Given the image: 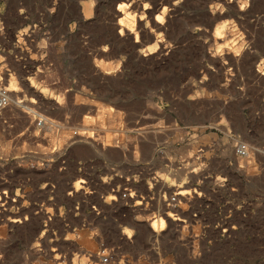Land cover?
Returning <instances> with one entry per match:
<instances>
[{
  "label": "rangeland",
  "instance_id": "374dc122",
  "mask_svg": "<svg viewBox=\"0 0 264 264\" xmlns=\"http://www.w3.org/2000/svg\"><path fill=\"white\" fill-rule=\"evenodd\" d=\"M260 1L249 4L248 21L252 24L264 11V1ZM20 3V0H0V69L7 75L0 77V90L8 89L13 79L15 90L11 94L20 98L21 105L36 98V111L57 123L58 130L64 128L70 138L84 124H96L99 128L103 122V130H94L93 136L109 140L117 148L104 156L94 150L69 147L61 141L51 143L55 133L39 126L37 116L32 119L33 126L22 112L18 115L8 113V107L1 111L0 264H93L92 261L98 260L84 254H97L99 246H95L87 235L83 236L88 231L79 232V229L93 231L97 228L107 244L115 245L121 223L134 229L135 233L122 228L129 237L134 234L136 241L134 247L123 245V254L133 257L125 264H264V98L260 97L264 93V76L257 72H264V54L260 48L251 49L244 31L239 30L233 43L221 44V48L211 46L218 64L210 65L206 74L184 61L174 69H156L151 75L143 74L132 68L126 56L121 55L119 60L127 61L125 71L130 76L126 79L131 83L120 88L130 98L119 103L101 96L86 76L84 62L61 32L62 17L57 12L44 17L43 12L39 13V7L46 8V4L36 0L38 13L34 16L35 13L23 11L22 23ZM237 4L240 7L241 2L237 1ZM100 9L107 10L102 3ZM96 17L93 15L92 19ZM72 25L75 26L72 34L82 35V40L88 37L80 33L74 22L70 27ZM57 32L61 38L55 40ZM242 42L244 48L251 51H246L238 63L226 60L220 65L218 61L226 57L225 50H233V45ZM191 78L196 87L192 96L175 102L160 98L165 89L179 93ZM23 82L32 94L23 88ZM157 82H161L162 87L154 88ZM224 84H227L226 88L222 87ZM2 95L4 93H0V97ZM59 96L66 99L63 103L68 110L73 109L68 114H58L52 109ZM82 99L90 101L93 109L86 111L88 106ZM110 116L118 117V120L111 124ZM154 133L165 135L166 139L155 143L152 140ZM238 142L248 144L262 155L260 161L258 158L252 160L254 173L260 174L254 181L239 172L235 162ZM119 150L125 153L124 159H119ZM51 151L54 156L43 155ZM48 163L50 172L46 170ZM38 165L41 166L39 170ZM154 171L168 182L172 191L185 192L184 197H179L185 204L181 203V207L188 210L184 216L162 210V213L169 212L168 230L172 233L168 241H156L151 247L145 238L139 240L146 218H153L150 212H131L120 202L114 203L110 194L112 188H122L134 179L138 180L140 173L141 179L145 180ZM77 177L85 179L88 185H82L91 192L81 198L66 196L71 190L70 183ZM44 182L50 183L48 189H42ZM74 187L82 189L80 183ZM162 187L159 184L157 190ZM50 190L52 193L48 192ZM190 202L193 211L198 213V218L193 221L188 214ZM77 204H80L79 216H76ZM91 204L102 208L104 217L87 214ZM159 209L162 207L157 199L151 212ZM46 211L49 214L45 217ZM123 214L127 216L124 218ZM16 217L22 223H12ZM179 217L187 219L190 228L191 224L195 226L194 232L198 236L191 244L184 242L187 243L184 247L175 237L178 236L177 224L181 223L172 222ZM47 224L49 227H44ZM190 228H185V235H189ZM76 232L82 234L83 239L82 247L72 245L74 251L68 246L69 241H65L66 234L67 238L74 239ZM189 241L192 240L189 238ZM150 248L154 250L150 252ZM123 260L121 264H124Z\"/></svg>",
  "mask_w": 264,
  "mask_h": 264
},
{
  "label": "bare ground",
  "instance_id": "6f19581e",
  "mask_svg": "<svg viewBox=\"0 0 264 264\" xmlns=\"http://www.w3.org/2000/svg\"><path fill=\"white\" fill-rule=\"evenodd\" d=\"M20 1L21 3L19 7H21L22 9L20 20L23 23V11L26 12L27 10L29 12L35 13L34 16H36V14L38 13V2L35 3L36 0ZM43 1L46 4V8L39 7V13L43 12L44 17H46L47 15H54L57 12V15L59 17H62L63 25L61 27V32L62 34L66 35L65 37H67L69 45H71L73 50L76 52V55L78 54L80 60L84 62L86 76L89 77L90 82L93 86L96 87V89H98L101 96L108 99L110 98L111 100H114L116 102L130 98L128 93L125 94L123 91H120V88L125 87L129 83H131L126 79L127 76H130L125 71V64L127 61L125 62L119 60L121 55L126 56L132 68L142 72L143 74L150 73L151 75V72L155 71L156 69H174L183 61L187 65H195L194 67H199L200 70L206 74L207 72H209L210 65L218 64L215 60L216 56L212 54L213 52H211V46L216 45L220 46L221 48V46L223 44L225 45L227 42L233 43L234 41H232V39L235 38L237 34H239V30L244 31L245 35L250 41L251 49L252 47L253 49L256 47L260 48L259 50H261V53L264 54V28L262 27V25L264 24V11L262 10L263 12L261 11L262 13L260 12L261 14H258L260 16L257 18L255 24H252L248 21V7L250 6L249 4L253 5L257 0H104L103 2H101L100 0ZM237 1L241 2L240 7L237 4ZM101 3L106 7V11H101ZM93 15L97 16L96 19H92ZM39 16L41 15L39 14ZM35 18L37 19V17ZM71 22H74V24L78 26L80 33H83L85 36L88 35V37L82 40L83 38H80L82 36L81 34L80 37H78L77 34H72L75 26L72 25L70 27ZM54 35V38H56L55 40H57V38H61V34H59L58 32ZM63 48L65 50V47ZM245 48L243 42L237 46L233 45V50L226 49V57L222 60L220 59V61L218 62L220 63V65L221 63H225L226 60L232 62L233 64L238 63L240 61V57L245 54L246 51L248 53L249 51H251L250 48L249 51ZM229 56H232V58ZM245 58H247V56ZM253 60L254 58L251 59L252 62ZM257 72L260 73L261 76H264V72ZM192 73L190 75H193ZM6 76L7 75L0 69V77L6 78ZM176 76L178 75L176 74ZM193 82L194 81L192 78L188 80L182 87V89H180L179 93L172 92L169 89H165V92H161L160 98L172 102L179 100L183 101L188 96H192L193 94H195L196 87ZM10 83L11 84L9 88L4 92L0 90L1 94L4 93V95L2 96H5L8 101L7 105H5L4 107H0V112H4V109L7 110V107L9 108L8 113H14L18 115L22 112V114L24 113V115L26 116L25 118L30 121L31 125L33 124L32 119L34 118L35 120V117L37 116L36 120L39 121H37L39 126H42L43 129L49 132L55 133L51 139V143L56 142L57 144L58 141H61L63 144L67 143L69 147H75L76 149L85 148L89 151L94 150L104 156L110 155L112 149L117 148V146L114 145V143H112L111 141L95 139V137L93 136L94 130H103L101 126L103 125V122L100 120L99 122H102V124L99 128L95 127L96 124H84L83 127L75 132L74 136L72 135V137L70 138L67 132L63 130L64 128L62 130H58L57 123L55 124L51 119L40 115L38 111H36L38 107V100L36 98H31V100L27 102L25 106L21 105L22 102H20V98L16 95L14 96L11 94L15 90L13 79H11ZM22 84L23 88H25L29 92V94H32V91L29 89L27 84H25L24 82ZM31 85L32 83L30 82V86ZM226 86L227 84H224L222 87L226 88ZM31 87H33V85ZM159 87H162L161 82H157L154 85V88ZM140 91L141 93L144 92L143 89H140ZM260 97L264 98V93H262ZM65 100H63V98L59 96V98H57L56 104L51 106L52 109L58 114H68V112L73 109L68 110V108L65 107L63 103ZM82 100L84 101V104L88 106L87 108L85 107L86 111H90L91 109H93V105L89 103L90 101H88L87 99ZM223 107L225 108V105ZM22 108L24 110H21ZM82 111L84 112L85 110ZM27 119L26 121H28ZM111 120V124H114V122L118 120V117H111ZM27 125L29 126V124ZM165 139V135L160 136L158 134H155L154 137H152V140L155 141V143L164 141ZM246 147V156L239 157L236 155L235 162L239 166L238 169L240 174L245 176L247 179H251L254 181L256 178L255 176L260 174L259 172L254 173L255 166H251V164L253 163L252 160L254 158H258L259 160L262 158V155L258 152H255L253 148H251L248 144ZM117 154L119 156V159L125 158V153L123 151L119 150ZM244 165H247V167L245 168ZM155 175L160 179L157 174ZM162 189L170 190L169 188L165 187H163ZM79 190L80 189L77 187L74 188L73 194L78 193ZM184 193L185 192L183 191L178 192V196L184 197ZM110 195L113 197L111 199L113 201L115 199V196L112 194ZM151 197L152 196L149 194L148 199H154V197ZM180 197V207L174 209H168L165 206H162L159 197L155 198V200L158 199V202H160L162 209L151 212V208L150 214L153 216V218H146L145 222L148 224L147 226L150 230V232H148L146 240L148 246L152 247L154 243L156 241L159 242V240L162 242L168 241L167 239L169 238V236H171V234L168 230L169 225L167 221V218L169 219V215L166 214H168L169 212L162 213V210L174 212L173 215L177 216V214L175 213H179L178 210L181 209L182 203ZM182 204L185 206L184 203ZM138 210L146 211L137 209L135 212H137ZM184 210L185 208L182 209V211ZM158 215L166 216L162 217ZM179 215L182 214L179 213ZM177 220L181 223L177 226L179 228L177 230V233L179 235L178 242L181 247H184L187 244L184 243L186 241L188 242V244L193 243V240L189 241L190 234L188 235L186 233V239H182L183 234L185 233V228H189V226L186 225V219H182L181 217H179V219ZM12 223L20 224L22 223V221L20 219H17L16 217V219L12 220ZM139 223L143 222L140 221ZM125 234L127 242L129 244L128 239L134 237H129L127 233ZM196 237L198 236L193 233L190 240L195 239ZM153 250V248H150V252H152ZM163 264L168 263L163 262Z\"/></svg>",
  "mask_w": 264,
  "mask_h": 264
},
{
  "label": "built area",
  "instance_id": "2783aa9c",
  "mask_svg": "<svg viewBox=\"0 0 264 264\" xmlns=\"http://www.w3.org/2000/svg\"><path fill=\"white\" fill-rule=\"evenodd\" d=\"M7 99L5 96H2L0 98V107H4L7 105ZM235 153L239 157H245L247 154V147L244 143L238 142L235 147ZM153 173V172H152ZM150 174L148 179H141L142 173L137 175L139 178L134 179L132 183L125 184L122 188L120 186H117L116 188L111 189V194L115 196V199L113 200L114 203L120 202L125 208L130 210L131 212H135L137 209L146 210L147 212H150V209L153 207L154 202L156 201L155 198H158L161 200L162 206H165L168 209H174L177 207H180V201L179 196L177 195L176 190L170 191L168 189H160L157 190V185L159 184L160 179L156 177L155 174ZM130 180H127L129 182ZM84 185H88L87 182L84 183ZM158 193V194H157ZM151 195L154 197V199H148V195ZM151 197V198H152ZM150 198V197H149ZM105 199L104 197L102 198ZM104 202H106L104 200ZM110 206L113 205L112 202L109 203ZM191 209L189 210V217L191 219H197L198 213L194 212L192 209V202H190ZM80 204H77L76 210L78 213H76V216H79L81 212H79ZM144 211V212H146ZM89 215L96 216L97 218L104 217V210L100 208L96 204H91L88 208ZM127 215L123 214V217L125 218ZM124 224H118V228L120 229V236L119 241H117L115 245H109L104 241L103 235L100 233V231L95 228L93 229L94 238L96 239L98 246H99V252L95 255H89L90 258H96L98 261H92L93 264H111V263H120L121 259L124 261V263H130L128 259H132L133 257L129 255H125L122 252L124 243V236L122 235V228L125 227ZM126 238V237H125ZM129 244L135 245V235L134 238L128 239ZM117 255H119V259L115 260Z\"/></svg>",
  "mask_w": 264,
  "mask_h": 264
},
{
  "label": "crops",
  "instance_id": "0c3cea01",
  "mask_svg": "<svg viewBox=\"0 0 264 264\" xmlns=\"http://www.w3.org/2000/svg\"><path fill=\"white\" fill-rule=\"evenodd\" d=\"M43 155H46V156H48V158L49 157H52V156H54V151H51V152H49V153H45V154H43ZM49 163H51V162H49ZM49 163L47 164V172H50V169H51V165H49ZM41 168V166L40 165H38L37 166V169L39 170ZM152 174H157V171H154ZM158 175V174H157ZM115 176V175H114ZM113 178H111V180H112ZM86 181H85V179H83L82 177H77L76 179H75V181L74 182H72V183H70V185H71V190H69L68 191V193L66 194V196H68V197H70V196H78V198L80 197H83L85 194H88L89 192H91V191H89L88 190V188L86 187V186H83L82 184H84ZM78 183H80V186H81V190H79V192L78 193H75V194H73V190H74V185H76V184H78ZM107 184H110L109 182H106ZM159 184H162V186L163 187H165V188H169L171 191H172V189H171V186L170 185H168V182L167 181H164L163 179H161L160 178V183ZM50 185V183H48V182H44V186L42 187V189H48V186ZM159 186V185H158ZM162 187V188H163ZM83 190V191H82ZM5 192V191H4ZM49 193H52V191L50 190V191H48ZM177 195H178V192H177ZM109 201V200H108ZM104 203H107V202H104ZM104 203H102V204H104ZM183 205V204H182ZM186 206H187V204H186ZM182 207H181V209L180 210H178L179 211V213L180 214H182L183 216H184V214L187 212V210H188V208H187V210L185 209L184 211H182ZM133 212V211H132ZM182 212V213H181ZM39 213V212H38ZM47 214H49V212H45L44 213V216L46 217V215ZM172 214V213H171ZM189 214V213H188ZM166 215H168V214H166ZM166 215H164V217L166 216ZM158 216H162V215H158ZM177 216H178V214H177ZM157 217V216H156ZM190 219H191V217H189ZM63 220V219H62ZM192 221H193V219H191ZM167 221H168V224H169V219L167 218ZM190 221V220H189ZM191 221V222H192ZM138 223L140 222V221H137ZM173 223H176V222H179L177 219H174L173 221H172ZM186 222L188 223V220L186 219ZM186 223V225L187 226H190L189 224H187ZM139 224H142V223H139ZM146 225H144L143 226V228H144V230H143V234H141L140 236H139V240H142V239H144L145 238V240H147V235H148V232H150V230L148 229V224L147 223H145ZM179 224H177V226H178ZM141 226V225H140ZM44 227H49V224H47L46 226H44ZM190 228V227H189ZM124 229H130V230H132L133 231V233H135V231H134V229L131 227V226H125L124 227ZM191 230H190V238H191V236L193 235V233H195L194 231V229H195V226H193L192 224H191V228H190ZM47 231H49V229H47ZM83 231H88V234H83V236L84 235H87L88 236V238L93 242V244L95 245H97L98 246V243H97V241H96V239L94 238V236H93V234H91V231L92 230H89V229H83V228H81V229H79V232H83ZM125 231V230H124ZM122 232V235L124 236V243H125V246H131V247H134L135 245H130V244H128V242H127V239L125 238L126 237V232ZM79 232H76L75 234H74V236H75V238L74 239H69V238H67V234H66V241L65 242H68L69 241V247L70 248H73L75 245L76 246H78V247H82V244H81V240L83 239V236H82V234H80ZM90 232V233H89ZM169 233L171 234L172 232H170L169 231ZM73 234V232H71V235ZM119 235H121V234H119ZM153 235H155V234H153ZM54 236L56 237V239H57V234H55L54 233ZM133 237H134V234H133ZM176 237V239H178L179 238V235L178 236H175ZM186 235H185V233L183 234V240H185L186 238ZM120 239H119V237H118V241H119ZM191 240H193V239H191ZM56 241H58V240H56ZM147 242V241H146ZM72 245H74V246H72ZM95 245V246H96ZM193 248V247H192ZM190 249V252H191V247L189 248ZM73 250H74V248H73ZM75 251V250H74ZM73 251V253H76V252H74ZM139 253H141V252H139ZM95 255L94 253H89V254H84V255H87V256H85V257H89V255ZM77 255H79V253L77 254ZM83 255V254H82ZM192 257H193V255H192ZM74 258V257H73ZM193 261L195 260V258L194 259H192ZM139 261V260H138ZM137 261V262H138ZM163 263V262H162ZM119 264H121V262L119 263ZM125 264V263H124ZM171 264V263H170Z\"/></svg>",
  "mask_w": 264,
  "mask_h": 264
}]
</instances>
